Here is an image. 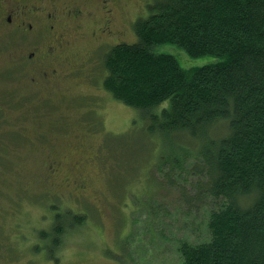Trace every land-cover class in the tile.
Returning a JSON list of instances; mask_svg holds the SVG:
<instances>
[{
	"label": "rangeland",
	"instance_id": "1",
	"mask_svg": "<svg viewBox=\"0 0 264 264\" xmlns=\"http://www.w3.org/2000/svg\"><path fill=\"white\" fill-rule=\"evenodd\" d=\"M151 2L110 0L112 29L120 32L108 37L99 32L104 18L100 0H54L59 9L82 6L83 14L62 16V28L68 30L62 48L65 72L54 78L58 91L52 99L29 97L22 77L8 80L9 93L23 91L26 97L12 107L17 115L12 120L20 117V122L11 128L6 123L10 132L0 135V264H183V242L211 239L214 204L209 196L197 191L191 172L174 174L186 192L170 183L165 169L156 165L171 149L159 146V135L147 134L138 110L102 85L103 53L116 43L136 40L133 23L148 15ZM155 51L173 55L188 71L219 60L214 55L193 57L169 43ZM47 131L52 138L45 141V151L35 136ZM7 136L14 137L16 147L5 142ZM43 152L61 164L59 175L46 185L35 178ZM155 179L158 190L152 187ZM57 212L69 221L73 213L85 219L67 227L48 257L32 246L44 244L40 231L49 228Z\"/></svg>",
	"mask_w": 264,
	"mask_h": 264
},
{
	"label": "trees",
	"instance_id": "2",
	"mask_svg": "<svg viewBox=\"0 0 264 264\" xmlns=\"http://www.w3.org/2000/svg\"><path fill=\"white\" fill-rule=\"evenodd\" d=\"M147 9L133 23L136 40L103 53L102 85L171 149L156 165L170 183L186 192L174 174L191 172L214 204L211 239L183 242V264H264V0H153ZM168 43L219 60L184 70L155 51ZM156 179L153 190L161 187ZM242 193L251 194L247 207ZM84 219L55 213L40 231L44 244L32 248L51 257L67 227Z\"/></svg>",
	"mask_w": 264,
	"mask_h": 264
},
{
	"label": "flooded vegetation",
	"instance_id": "3",
	"mask_svg": "<svg viewBox=\"0 0 264 264\" xmlns=\"http://www.w3.org/2000/svg\"><path fill=\"white\" fill-rule=\"evenodd\" d=\"M100 1L104 18L102 25H99V32L108 37L112 33H119L115 28L112 29L114 13L110 0ZM53 2L54 0H0V135L3 134V137L10 132L12 125L20 122V117L16 122L12 120L17 116L12 107L26 97L23 91L18 94L9 93L10 78L22 77L27 85V95L38 98L40 102L52 99L51 96L58 91L54 78L62 76L65 72L62 48L68 43V30L62 28V16L79 18L83 9L82 6H65L59 9ZM45 3H52V7ZM69 64L70 67H75V64ZM7 114L10 116H6ZM6 123L9 128L5 127ZM40 133L35 138L46 151L48 147L45 141L51 140L52 134L50 131ZM19 135L22 139L26 137L25 132ZM15 139L18 140V137ZM13 141L14 137L8 136L5 140L8 145L14 144L16 147L17 141ZM37 162L40 171L35 178L42 184H48L51 177L59 175L61 164L51 160L46 153L43 152L42 159ZM62 180L66 181L68 178ZM77 188L82 190L84 184L78 183Z\"/></svg>",
	"mask_w": 264,
	"mask_h": 264
},
{
	"label": "clouds",
	"instance_id": "4",
	"mask_svg": "<svg viewBox=\"0 0 264 264\" xmlns=\"http://www.w3.org/2000/svg\"><path fill=\"white\" fill-rule=\"evenodd\" d=\"M239 201L242 207H247L248 204L251 203V194L250 193L240 194Z\"/></svg>",
	"mask_w": 264,
	"mask_h": 264
}]
</instances>
